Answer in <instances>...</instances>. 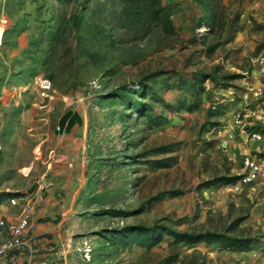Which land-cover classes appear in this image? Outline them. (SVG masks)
Returning a JSON list of instances; mask_svg holds the SVG:
<instances>
[{
    "label": "rangeland",
    "instance_id": "obj_1",
    "mask_svg": "<svg viewBox=\"0 0 264 264\" xmlns=\"http://www.w3.org/2000/svg\"><path fill=\"white\" fill-rule=\"evenodd\" d=\"M161 1L152 18L144 0H0V205L53 181L67 264H264V185L242 181L264 124L235 121L264 101V0ZM72 105L86 126L65 137Z\"/></svg>",
    "mask_w": 264,
    "mask_h": 264
},
{
    "label": "crops",
    "instance_id": "obj_2",
    "mask_svg": "<svg viewBox=\"0 0 264 264\" xmlns=\"http://www.w3.org/2000/svg\"><path fill=\"white\" fill-rule=\"evenodd\" d=\"M86 111L80 105L67 106L58 118L57 129L60 135L67 136L68 134H79L81 129L86 126ZM63 116V117H62ZM253 145V144H252ZM250 142L246 144L244 150L247 152L252 147ZM49 188L53 192H49L45 201L40 193V190L34 195L25 194L20 197V203L13 205L10 202L0 205V217H14L20 214L26 205L31 210L29 239L33 248L31 256L30 248H18L10 251L8 254H0V264H31L38 263L43 260H48L49 264H67V260H63L62 252L66 250L72 238L69 227H66V219L64 215H58V202L55 197L54 182H50ZM45 184L43 179L41 186ZM53 185V186H52ZM21 198L23 202H21ZM44 203H43V201ZM8 232L5 227L0 228V244L7 237Z\"/></svg>",
    "mask_w": 264,
    "mask_h": 264
},
{
    "label": "built area",
    "instance_id": "obj_3",
    "mask_svg": "<svg viewBox=\"0 0 264 264\" xmlns=\"http://www.w3.org/2000/svg\"><path fill=\"white\" fill-rule=\"evenodd\" d=\"M255 63L257 64L260 71L264 73V51L257 54ZM33 84L40 98L44 99L51 95L53 82L50 77L45 75H37L34 78ZM241 115H244L245 120L252 119L255 124H264V101L255 107H249L245 110V112H243V114L239 112L235 120L236 123H242L245 121L243 118H240ZM250 132L252 138L259 139L263 134V127H253ZM243 166L245 170H243L242 181H245L246 183H257L258 185H264V155L255 154L246 156L243 160ZM9 202L13 205L19 204V195H12ZM26 205L20 214L8 219L6 226L8 235L4 242L0 244V254H8L12 250L25 247L30 248L31 256L33 255V248L30 244L28 235L30 230L31 210ZM31 264H49V261L43 260L38 263Z\"/></svg>",
    "mask_w": 264,
    "mask_h": 264
},
{
    "label": "trees",
    "instance_id": "obj_4",
    "mask_svg": "<svg viewBox=\"0 0 264 264\" xmlns=\"http://www.w3.org/2000/svg\"><path fill=\"white\" fill-rule=\"evenodd\" d=\"M145 1V6L144 9L146 11V15L152 17V18H159L160 14L165 11L166 6L162 4L161 0H144ZM201 25V24H199ZM217 46H212L210 48L211 51H214V49ZM227 78H236L239 77L238 73H230L226 75ZM229 84H224V86H227ZM224 113V111H223ZM220 114V113H219ZM63 117V116H62ZM237 177H229V178H224L222 177H217L214 179H210L205 181L202 184V187H208L211 186L217 182H232L236 179ZM238 222V220H237ZM231 229H234L233 227ZM173 235H176V239L178 241H186L188 243H196V242H201V241H207L209 243H220L222 246L226 248H237L242 246L246 242V238H242L239 236L231 235L228 233H223V232H200V233H189V232H170Z\"/></svg>",
    "mask_w": 264,
    "mask_h": 264
}]
</instances>
